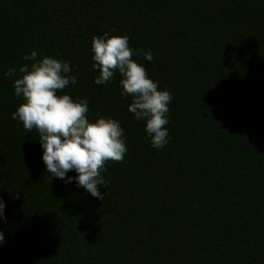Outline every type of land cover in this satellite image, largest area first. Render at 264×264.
I'll use <instances>...</instances> for the list:
<instances>
[{"label":"trees","instance_id":"16d2710c","mask_svg":"<svg viewBox=\"0 0 264 264\" xmlns=\"http://www.w3.org/2000/svg\"><path fill=\"white\" fill-rule=\"evenodd\" d=\"M105 31L153 53L132 58L172 96L162 149L118 72L93 82ZM33 49L69 62L64 92L89 119L124 130L103 200L51 179L39 135L12 119L23 100L4 73ZM0 198V264H264V0H0Z\"/></svg>","mask_w":264,"mask_h":264},{"label":"clouds","instance_id":"9594fccd","mask_svg":"<svg viewBox=\"0 0 264 264\" xmlns=\"http://www.w3.org/2000/svg\"><path fill=\"white\" fill-rule=\"evenodd\" d=\"M90 51L99 72L94 83L103 85L118 72L121 96H131L128 111L138 121L144 122V130L151 146L162 149L168 143L169 103L172 96L167 88H160L157 81L148 76L146 68L133 56H143L151 62L153 53L129 46L127 35H110L108 31L94 36ZM30 64L13 67L4 75L15 77L12 82L14 95L22 98L12 119L22 123L25 133L35 129L42 148V161L50 178L83 187L93 197L103 200L99 187H106L102 176L108 161H122L127 152L124 130L120 122L111 117L97 116L89 119V101L86 97L73 99L64 90L77 84L72 67L66 60L53 56L37 58V51L22 57ZM74 171L75 176L68 173ZM5 202L0 198V221L6 220ZM4 233L0 231V245Z\"/></svg>","mask_w":264,"mask_h":264}]
</instances>
